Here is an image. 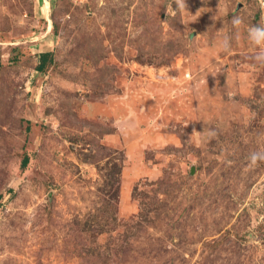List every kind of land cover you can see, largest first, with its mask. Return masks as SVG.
Masks as SVG:
<instances>
[{
  "label": "rangeland",
  "instance_id": "374dc122",
  "mask_svg": "<svg viewBox=\"0 0 264 264\" xmlns=\"http://www.w3.org/2000/svg\"><path fill=\"white\" fill-rule=\"evenodd\" d=\"M185 2L0 0V264H264L261 7Z\"/></svg>",
  "mask_w": 264,
  "mask_h": 264
},
{
  "label": "clouds",
  "instance_id": "9594fccd",
  "mask_svg": "<svg viewBox=\"0 0 264 264\" xmlns=\"http://www.w3.org/2000/svg\"><path fill=\"white\" fill-rule=\"evenodd\" d=\"M177 6L181 10H186V2L185 0H175ZM232 25L236 27L237 25H241L243 23V19L240 16H233ZM247 39L249 42L257 49L255 55L251 57V59L255 62V64L264 66V24L252 25L248 28ZM231 47V42H229V50ZM205 135L208 138H211L215 135L214 131L211 129H204L203 132H196L195 130L192 133V136H200Z\"/></svg>",
  "mask_w": 264,
  "mask_h": 264
},
{
  "label": "trees",
  "instance_id": "16d2710c",
  "mask_svg": "<svg viewBox=\"0 0 264 264\" xmlns=\"http://www.w3.org/2000/svg\"><path fill=\"white\" fill-rule=\"evenodd\" d=\"M51 58H52V54L51 53H42L40 55V57H39L40 63L37 66L36 70L39 73L45 72L48 64L51 62ZM27 162H28V159L26 158L24 164H27Z\"/></svg>",
  "mask_w": 264,
  "mask_h": 264
},
{
  "label": "built area",
  "instance_id": "2783aa9c",
  "mask_svg": "<svg viewBox=\"0 0 264 264\" xmlns=\"http://www.w3.org/2000/svg\"><path fill=\"white\" fill-rule=\"evenodd\" d=\"M258 3L260 4V7H261V21L262 23L261 24H264V0H257Z\"/></svg>",
  "mask_w": 264,
  "mask_h": 264
}]
</instances>
